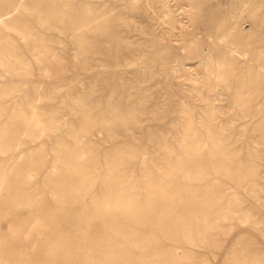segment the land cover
<instances>
[{
  "label": "rangeland",
  "instance_id": "1",
  "mask_svg": "<svg viewBox=\"0 0 264 264\" xmlns=\"http://www.w3.org/2000/svg\"><path fill=\"white\" fill-rule=\"evenodd\" d=\"M46 3L0 8V263L264 264V0ZM111 176L157 227L103 214ZM191 211L199 227L172 239Z\"/></svg>",
  "mask_w": 264,
  "mask_h": 264
},
{
  "label": "bare ground",
  "instance_id": "2",
  "mask_svg": "<svg viewBox=\"0 0 264 264\" xmlns=\"http://www.w3.org/2000/svg\"><path fill=\"white\" fill-rule=\"evenodd\" d=\"M8 1L9 2H11V4L15 1V0H0V8L1 7H4L5 6V4H7L8 3ZM163 1V0H162ZM47 2L48 3H46L48 6H53V7H55V5H57V0H47ZM245 5V4H244ZM246 5H247V3H246ZM107 6V5H106ZM242 6V5H241ZM240 6V7H241ZM182 8V7H181ZM67 9V8H66ZM243 9H245V6H244V8ZM56 9H54V11H55ZM247 10V9H246ZM245 10V11H246ZM34 11V10H33ZM87 11V10H86ZM58 12V11H57ZM169 12V11H168ZM241 13V12H240ZM59 14V13H58ZM87 14V13H86ZM237 14V13H236ZM243 14V13H242ZM22 15V14H21ZM168 15V14H167ZM234 16H236V15H234ZM234 16L232 17V18H234ZM240 16H242L241 14H240ZM56 17V16H55ZM54 17V18H55ZM123 17V16H122ZM49 18H50V16H49ZM171 18H173V17H171ZM101 19V18H100ZM238 19V18H237ZM165 20V19H164ZM179 20V19H178ZM241 20V19H240ZM239 20V21H240ZM173 21V20H172ZM174 21H176V20H174ZM238 21V20H237ZM96 22V21H95ZM98 22V21H97ZM182 22V21H181ZM241 22V21H240ZM244 22V21H243ZM88 23V22H87ZM99 23V22H98ZM97 23V24H98ZM106 23H107V21H106ZM176 22H174V24H175ZM180 23V22H179ZM183 23H184V21H183ZM96 24V25H97ZM239 24H242V23H239ZM239 24L237 23V22H235V25H234V27L235 28H239L240 30H242L241 29V27L239 26ZM181 25V24H180ZM233 25H231V26H233ZM239 26V27H238ZM85 27V26H84ZM89 27V26H88ZM233 27V28H234ZM82 28V27H81ZM91 28V27H90ZM188 28V27H187ZM232 28V27H231ZM85 29H87V28H85ZM184 29V28H183ZM94 31V30H93ZM92 31V32H93ZM75 32V31H74ZM140 33V32H139ZM229 33V32H228ZM227 33V34H228ZM76 34V33H75ZM209 34V33H208ZM230 34V33H229ZM124 35V34H123ZM232 35V38H231V40H228V41H230V43H228V44H230V45H228V51H229V53L233 56V58L235 59V60H237L238 62H240V63H246V62H249L252 58L250 57V51H249V49L246 47V45H245V41H243L242 40V38L241 37H235V34L233 35V34H231ZM75 36V35H74ZM155 36V35H154ZM214 36H215V34H214ZM238 36V35H237ZM239 36H241V35H239ZM244 36V35H243ZM225 37H226V32L225 33H221V34H219L218 35V37L217 38H219V40H224L225 39ZM169 38V37H168ZM245 38V37H244ZM226 40H227V38H226ZM225 40V41H226ZM246 40V39H245ZM225 41H224V43H225ZM40 42V41H39ZM78 43V42H77ZM222 43V42H221ZM37 44V43H36ZM55 44V43H54ZM86 44H88V43H86ZM127 44V43H126ZM226 44V43H225ZM3 45V44H2ZM13 45V44H12ZM83 45V44H82ZM227 45V44H226ZM79 46H81V45H79ZM89 46V45H88ZM127 46V45H126ZM131 46V45H130ZM5 47V46H4ZM3 47V48H4ZM128 47V46H127ZM138 47V46H137ZM80 48V47H79ZM90 48V47H89ZM130 48V47H129ZM147 48V47H146ZM226 48V47H225ZM6 50H7V48H5ZM132 49V48H131ZM169 49V48H168ZM81 50V49H80ZM125 50V49H124ZM0 52H2L3 53V50H2V47L0 48ZM8 52V51H7ZM10 52V51H9ZM1 53V54H2ZM49 53V52H48ZM160 53V52H159ZM1 54H0V56H1ZM5 54V53H4ZM54 54V53H53ZM6 55V54H5ZM158 55V54H157ZM252 55V54H251ZM5 58V57H4ZM12 58V57H11ZM164 58V57H163ZM233 58H231V59H233ZM13 59V58H12ZM15 60H17V59H15ZM115 61V60H114ZM20 62V61H19ZM109 65V64H108ZM22 66V65H21ZM260 68V67H259ZM46 70V69H45ZM122 70V69H121ZM125 70V69H124ZM263 70V69H262ZM262 74V73H261ZM211 75V74H210ZM218 78V77H217ZM224 78V77H223ZM249 78V77H248ZM117 79V78H116ZM215 79V78H214ZM250 79V78H249ZM225 80H226V78H225ZM224 80V81H225ZM242 80H243V78H242ZM241 80V81H242ZM246 80V79H245ZM240 81V82H241ZM220 82V81H219ZM223 82V81H222ZM222 82H220V83H222ZM245 82V81H244ZM225 83H226V81H225ZM225 83H224V85H225ZM241 83H243V82H241ZM250 83V80L248 81V84ZM137 84V83H136ZM243 85V84H242ZM240 86H241V84H240ZM239 87V86H238ZM237 89L238 88H236L235 90L237 91ZM242 89H243V87H242ZM130 91V90H129ZM238 94V93H237ZM236 94V95H237ZM198 96V95H197ZM238 96H239V94H238ZM234 97H236V96H234ZM241 97V96H240ZM130 98V97H129ZM232 99V98H231ZM238 99V98H237ZM77 100V99H76ZM80 100V99H79ZM42 101V100H41ZM231 101V100H230ZM233 101H234V98H233ZM236 101V100H235ZM234 101V103H236ZM79 102V101H78ZM248 102V101H247ZM0 103H2V102H0ZM86 103V102H85ZM242 103H244V101L242 102ZM35 104H37V103H35ZM233 104V103H232ZM245 104H246V102H245ZM237 107V106H236ZM249 107V106H248ZM4 108V107H3ZM3 108L1 109V110H3ZM208 108V107H207ZM237 108H239V107H237ZM245 108H247V107H245ZM120 110V109H119ZM242 110V109H241ZM15 111V110H14ZM136 111V110H135ZM5 112V111H4ZM13 112V111H12ZM117 112V111H116ZM240 112V111H239ZM249 113V112H248ZM1 115L3 114V113H0ZM16 114V113H15ZM32 114H34V113H32ZM42 114V113H41ZM78 114V113H77ZM133 114V113H132ZM156 114V113H155ZM190 114V113H189ZM240 114V113H239ZM259 114V113H258ZM257 114V115H258ZM22 115H23V113H22ZM117 115V114H116ZM122 115V114H121ZM134 115V114H133ZM241 115V114H240ZM256 115V114H255ZM19 116H21V115H19ZM131 116V115H130ZM243 116V115H242ZM246 116H248V114L246 113ZM254 116V115H253ZM259 116H261V114L259 115ZM264 116V115H263ZM263 116H261V117H263ZM0 117H2V116H0ZM23 117V116H22ZM34 117V116H33ZM126 117V116H125ZM244 117V116H243ZM249 117V116H248ZM35 119H33L36 123L37 122H39V118L40 117H34ZM159 118V117H158ZM162 118V117H161ZM167 118V117H166ZM245 118V117H244ZM2 119V118H1ZM21 120H24V121H26V119L24 118V119H22L21 118ZM162 120V119H161ZM116 121V120H115ZM260 121H262V120H260ZM34 122V123H35ZM33 123V125H35ZM40 123H42V122H40ZM103 123V122H102ZM158 123H159V121H158ZM21 124V123H20ZM23 124H25L24 122H23ZM30 124V123H29ZM154 124V123H153ZM38 125V124H37ZM50 125V124H49ZM151 125V124H150ZM21 126V125H20ZM36 126V125H35ZM41 126V125H40ZM45 126V125H44ZM85 127V126H84ZM188 127V126H187ZM28 128V127H27ZM42 128V127H41ZM147 128V127H146ZM211 128V127H210ZM94 130V129H93ZM51 132V131H50ZM185 132H186V130H185ZM183 134V133H182ZM17 135V134H16ZM179 135H180V133H179ZM23 137V136H22ZM210 137V136H209ZM73 139V138H72ZM194 139V138H193ZM190 140H192V138L190 139ZM188 142V141H187ZM195 142V141H194ZM198 141H197V139H196V143H197ZM193 143V142H192ZM87 145V144H86ZM88 146V145H87ZM157 146V145H156ZM20 147V146H19ZM224 147V146H223ZM7 148H9V144H6V143H1L0 142V152H3V151H6V149ZM13 148V147H12ZM16 148V147H15ZM196 148H197V146H196ZM232 148V147H231ZM167 149V148H166ZM189 149V148H188ZM190 149H191V147H190ZM184 150V149H183ZM187 150V149H186ZM203 151V150H202ZM191 152V151H190ZM122 153V152H121ZM186 153H187V151H186ZM199 153V152H198ZM79 154V153H78ZM203 154V153H202ZM222 154H224V153H222ZM230 154V153H229ZM81 155V154H80ZM183 155H185V154H183ZM191 155H193V154H191ZM206 155V154H205ZM232 155V154H231ZM78 156V155H77ZM124 156V155H123ZM127 156V155H126ZM198 156V155H197ZM226 156V155H225ZM261 157V156H260ZM70 159H72V158H70ZM104 159V158H103ZM216 159V158H215ZM255 159V158H254ZM76 160V159H75ZM191 160V159H190ZM200 160V159H199ZM227 160V159H226ZM229 160V159H228ZM256 160V159H255ZM111 161V160H110ZM160 161V160H159ZM221 161V160H220ZM230 161V160H229ZM95 162V161H94ZM162 162H164V161H162ZM233 162V161H232ZM232 162H230V163H232ZM63 163V162H62ZM61 163V164H62ZM66 163H68V162H66ZM79 163H81L80 161H79ZM112 163V162H111ZM196 163V162H195ZM252 163V162H251ZM250 163V164H251ZM70 164V163H69ZM82 164V163H81ZM120 164V163H119ZM165 164H167V163H165ZM249 164V165H250ZM72 165V164H71ZM83 165V164H82ZM237 165V164H236ZM239 165V164H238ZM237 165V166H238ZM107 166V165H106ZM116 166V165H115ZM183 166V165H182ZM197 166V165H196ZM83 167V166H82ZM85 167V166H84ZM84 167L83 168H80V167H78V168H73V169H75V173L77 174V176H78V178L80 177L81 179H82V181L84 182L85 180L83 179V178H86V171L84 170ZM90 167V166H89ZM94 167V166H93ZM104 167V166H103ZM86 168H87V165H86ZM105 168V167H104ZM145 168V167H144ZM202 168V167H201ZM207 168V167H206ZM240 168V167H239ZM97 169V168H96ZM115 169H117V168H115ZM164 169V168H163ZM10 170V169H9ZM95 170V169H94ZM193 170V169H192ZM205 170V169H204ZM242 170H243V168H242ZM258 170V169H257ZM14 171V170H13ZM40 171H42V170H40ZM71 171V170H70ZM250 171H251V169H250ZM65 172V171H64ZM67 172V171H66ZM73 172V171H72ZM91 172H92V170H91ZM100 172V171H99ZM98 172V173H99ZM171 172V170H169V173ZM183 172V171H182ZM179 173V172H178ZM249 173H251V172H249ZM96 174V172L94 173V175ZM189 174V173H188ZM200 174V173H199ZM19 175V174H18ZM23 175V174H22ZM197 175V174H196ZM204 175V174H203ZM6 176H7V173L4 171V170H1V172H0V188H2L3 186H2V183L3 182H5L4 180H6ZM16 176H17V174H16ZM16 176H14V177H16ZM90 176V175H89ZM109 176V175H108ZM170 176H171V174H170ZM174 176L175 177H178L177 176V174L176 173H172V176L170 177L171 178V183L173 182V181H177V179L175 178L174 179ZM22 177V176H21ZM180 177V176H179ZM187 177V176H186ZM199 177V176H198ZM240 177V176H239ZM9 178V177H8ZM98 178V177H97ZM108 178V177H107ZM194 178V177H193ZM237 178H238V176H237ZM257 178H258V176H257ZM192 179V178H191ZM197 179V178H196ZM127 180V179H126ZM239 180V179H238ZM128 181V180H127ZM148 182V181H147ZM182 182V181H181ZM191 182V181H190ZM104 183H105V185H106V191H105V193L103 194V199H102V201H101V206H100V210L102 211V212H104L103 214L105 215V214H108V218H112V217H116V215L118 214V215H121V216H118V217H120L119 219H120V221L119 222H117L116 223V225H117V227H118V224H121L122 226H127V224L128 225H133V227L134 226H136L137 224H143V223H148V224H150V225H153V224H155V223H152L151 221L152 220H150V218H151V213H149V212H147V214H144V212H143V214L144 215H142V216H140V214L138 215V209H137V206L132 202V201H125V200H122L123 199V197L125 196L124 194H122V193H120L119 192V190L117 189L118 188V185H119V182H118V180H116V179H113V177L111 176V178H109V179H107V180H105L104 181ZM101 184H103V183H101ZM145 184V183H144ZM179 184V183H178ZM221 184V183H220ZM242 184V183H241ZM167 185V184H166ZM170 185V184H169ZM168 185V186H169ZM173 185H174V183H173ZM180 185V184H179ZM182 185V184H181ZM222 185V184H221ZM251 185V184H250ZM2 186V187H1ZM72 186H73V184H72ZM89 186V185H88ZM161 186H163V185H161ZM183 186V185H182ZM182 186H181V188L180 189H182ZM220 186V185H219ZM254 186V185H253ZM87 187V186H86ZM165 187H167V186H165ZM170 187V186H169ZM171 187H172V185H171ZM221 187V186H220ZM256 187V186H255ZM62 188V187H61ZM94 188V187H93ZM152 188V187H151ZM160 188V187H159ZM127 189V188H126ZM165 189V188H164ZM176 189V188H175ZM1 190V189H0ZM101 190V189H100ZM156 190H158V189H156ZM178 190V189H177ZM65 191V190H64ZM125 191V190H124ZM161 191V190H160ZM250 191V190H249ZM147 192V191H146ZM164 192V191H163ZM197 192V191H196ZM50 193H51V191H50ZM55 193V192H54ZM189 193V192H188ZM73 194V193H72ZM127 194V193H126ZM184 194V193H183ZM76 195V194H75ZM102 195V194H101ZM177 195V194H176ZM182 195V194H181ZM58 196V195H57ZM72 196V195H71ZM151 196V195H150ZM41 197V196H40ZM130 197V196H129ZM152 197V196H151ZM166 197H167V195H166ZM179 197V196H178ZM208 197V196H207ZM165 198V197H164ZM201 198V197H200ZM160 199V198H159ZM93 200V199H92ZM152 201H153V198L151 199ZM199 200V199H198ZM190 202H191V200H189ZM235 202V201H234ZM196 203V202H195ZM210 203V202H209ZM95 204H98V202L97 203H95ZM212 204H213V202H212ZM214 204H215V201H214ZM232 204H234V203H232ZM93 205V204H92ZM196 205H197V203H196ZM81 206V205H80ZM94 206H96V205H94ZM186 206V205H185ZM189 206H191V205H189ZM188 206V207H189ZM204 207V206H203ZM98 208V207H97ZM195 208V207H194ZM206 208H207V206H206ZM210 208V207H209ZM228 208V207H227ZM231 208V207H230ZM96 209V208H95ZM198 209H200V207L198 208ZM147 210V209H146ZM188 210V209H187ZM197 210V209H196ZM85 211H87V210H85ZM85 211H84V213H85ZM194 211V210H193ZM228 211V210H227ZM92 213H94V212H92ZM96 213V212H95ZM188 213H190V212H188ZM195 213V212H194ZM199 213V212H198ZM214 213V212H213ZM221 213V212H220ZM228 213V212H227ZM230 213V212H229ZM86 214V213H85ZM99 214V213H98ZM154 214V213H153ZM175 214V213H174ZM196 214V213H195ZM195 214L193 215L192 214V211H191V215H189L188 216V219H187V221L186 222H179V223H177V224H173V226H172V228H171V232L170 233H172V239H178L180 236L175 232L176 231V227L178 228V229H180L181 230V232L182 233H180L181 234V236L182 235H185V233H188L187 232V230H193V228H198L199 227V225H200V219H199V217L198 216H195ZM232 214V213H231ZM84 215V214H83ZM198 215V214H197ZM102 216V215H101ZM204 216V215H203ZM214 216V215H213ZM224 216V215H223ZM92 217H95L94 215L92 216ZM96 217H98V216H96ZM95 217V218H96ZM107 217V216H106ZM217 217V216H216ZM220 217V216H219ZM94 218V219H95ZM105 218V217H104ZM117 218V217H116ZM147 218V220L145 221V219ZM174 218V217H173ZM185 218V217H184ZM224 218V217H223ZM242 218V217H241ZM113 219V218H112ZM153 219V218H152ZM178 219V218H177ZM180 219V218H179ZM202 219H203V217H202ZM212 219V218H211ZM117 220V219H116ZM226 220V219H225ZM224 220V221H225ZM68 221V220H67ZM98 221V220H97ZM165 218L163 219V224L165 225ZM170 221V220H169ZM182 221V220H181ZM211 221V220H210ZM243 221V220H242ZM63 222H65V221H63ZM69 222V221H68ZM91 222V221H90ZM94 222V221H93ZM104 222H105V220H104ZM114 222H115V220H114ZM159 222V221H158ZM255 222H256V220H255ZM61 223H62V221H61ZM107 223V222H106ZM105 223V224H106ZM110 223V222H109ZM168 223V222H167ZM166 223V224H167ZM202 223V222H201ZM206 223V222H205ZM64 224H66V223H64ZM160 224V223H159ZM210 224V223H209ZM101 225V224H100ZM107 225V224H106ZM203 225V224H202ZM254 225H256V224H254ZM66 226H69V224H66ZM94 226V225H93ZM97 226V225H96ZM103 226V225H102ZM154 226V225H153ZM155 226H156V224H155ZM91 227H92V225H91ZM157 227V226H156ZM156 227H154L155 229H157ZM160 227V226H159ZM166 227V226H165ZM96 228V227H95ZM94 228V229H95ZM99 228V227H98ZM110 228V227H109ZM135 228V227H134ZM152 228V227H151ZM161 228V227H160ZM207 228V227H206ZM219 228V227H218ZM106 229V228H105ZM115 229H117V228H115ZM114 229V230H115ZM121 229H123L122 227H121ZM136 229H138L137 227H136ZM165 229V228H164ZM224 229H225V227H224ZM107 230V229H106ZM111 230H113V229H111ZM120 230V229H119ZM139 230H141V229H139ZM138 230V231H139ZM220 230V229H219ZM97 231H99V229L97 230ZM118 231V230H117ZM165 231V230H164ZM222 231V230H221ZM100 232V231H99ZM152 232V231H151ZM154 232V231H153ZM156 232V231H155ZM180 232V231H179ZM199 232V231H198ZM209 232V231H208ZM215 232V231H214ZM191 233V232H190ZM210 233V232H209ZM208 233V234H209ZM137 234V233H136ZM189 234V233H188ZM200 234V233H199ZM205 234V233H204ZM208 234H207V236H208ZM155 235V234H154ZM157 235V234H156ZM167 235H169L168 233H167ZM167 235H165L167 238H168V236ZM171 235V234H170ZM218 235V234H217ZM191 236V235H190ZM203 236V235H202ZM108 237V236H107ZM125 237H127V236H125ZM129 237V236H128ZM127 237V238H128ZM158 237V236H157ZM188 237V236H187ZM213 237V236H212ZM217 237V236H216ZM215 237V238H216ZM96 238V237H95ZM101 238H104V236L103 237H101ZM111 238V237H110ZM122 238H124V236L122 237ZM141 238V237H140ZM161 238V237H160ZM181 238H183V237H181ZM159 239V238H158ZM164 239H166V238H164ZM183 239H185V238H183ZM187 239V238H186ZM207 239V238H206ZM209 239V238H208ZM211 239H213V240H215L214 238H211ZM210 239V240H211ZM93 240H97V242L96 243H98V246H104V243L106 242V240H105V242H100L101 240H100V238H97V239H94L93 238ZM102 240H104V239H102ZM128 240V242L130 241V239H127ZM150 240V239H149ZM160 240V239H159ZM167 240V239H166ZM189 240V239H188ZM187 240V241H188ZM193 240V239H192ZM136 241V240H135ZM144 241H146V240H144ZM201 241V240H200ZM17 242V241H16ZM121 242V241H120ZM126 242V241H125ZM131 242V241H130ZM191 242V241H190ZM116 243V242H115ZM133 245H136V243L135 242H131ZM130 243V244H131ZM161 243H162V240H161ZM164 243H168V242H165L164 241ZM175 243H177V242H175ZM184 243H186V242H184ZM106 244V243H105ZM128 245H129V243H127ZM163 244V243H162ZM179 244H181V243H179ZM144 245V244H143ZM153 245H155L154 243H153ZM169 245V244H168ZM189 245V244H188ZM192 245H194V244H192ZM107 246V245H106ZM117 246V245H116ZM113 247V246H112ZM135 247H137V246H135ZM138 248V247H137ZM145 249H148V248H146L145 247ZM153 249V248H152ZM167 250V249H166ZM112 251V253H113V250H111ZM154 251V250H153ZM158 251V250H157ZM174 251V250H173ZM164 252V251H163ZM172 253V252H171ZM174 253V252H173ZM187 253V252H186ZM106 254V253H105ZM127 254V253H126ZM145 254V253H144ZM144 254H141V255H144ZM148 254V253H147ZM150 254V253H149ZM234 254V253H233ZM146 255V254H145ZM153 255V254H152ZM174 255V254H173ZM175 256V255H174ZM189 256V255H188ZM109 257H110V255L109 254H106L105 255V259H104V263L103 264H109L110 263V261H109ZM127 257H129V256H127ZM127 257H124L123 256V258H127ZM154 257V256H153ZM233 257V256H232ZM238 257V256H237ZM82 258V257H81ZM162 258H164V257H162ZM178 258V257H177ZM133 259H134V257H133ZM157 259V258H156ZM188 259V258H187ZM195 259V258H194ZM234 259V258H233ZM141 260H143V258H141ZM149 260H150V258H149ZM154 260H155V257H154ZM190 260V259H189ZM115 261V260H114ZM113 261V262H114ZM123 261V260H122ZM136 261H137V259H136ZM83 262L85 263V264H91V263H88L89 261H87L85 258H83L82 260H81V263L83 264ZM124 263H122V264H130V262H128L127 260H125V261H123ZM138 263H139V261H137ZM141 262V261H140ZM147 262V261H146ZM163 262V261H162ZM177 262V261H176ZM239 262H240V259H239ZM132 263V262H131ZM142 263H144V262H142ZM150 263V262H149ZM172 263V262H171ZM174 263V262H173ZM0 264H3V263H0ZM156 264H157V261H156ZM159 264V263H158ZM165 264V263H164ZM170 264V263H169ZM179 264V263H178ZM190 264V263H189ZM238 264H240V263H238Z\"/></svg>",
  "mask_w": 264,
  "mask_h": 264
}]
</instances>
